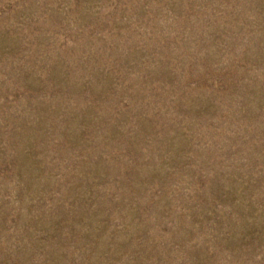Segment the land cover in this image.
I'll use <instances>...</instances> for the list:
<instances>
[{
  "label": "rangeland",
  "instance_id": "obj_1",
  "mask_svg": "<svg viewBox=\"0 0 264 264\" xmlns=\"http://www.w3.org/2000/svg\"><path fill=\"white\" fill-rule=\"evenodd\" d=\"M0 264H264V0H0Z\"/></svg>",
  "mask_w": 264,
  "mask_h": 264
}]
</instances>
